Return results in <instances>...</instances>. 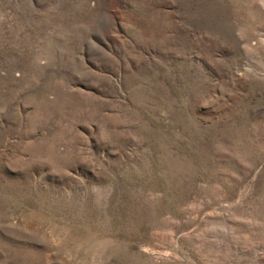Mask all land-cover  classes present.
<instances>
[{"label":"rangeland","instance_id":"obj_1","mask_svg":"<svg viewBox=\"0 0 264 264\" xmlns=\"http://www.w3.org/2000/svg\"><path fill=\"white\" fill-rule=\"evenodd\" d=\"M0 264H264V0H0Z\"/></svg>","mask_w":264,"mask_h":264}]
</instances>
